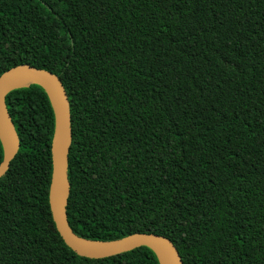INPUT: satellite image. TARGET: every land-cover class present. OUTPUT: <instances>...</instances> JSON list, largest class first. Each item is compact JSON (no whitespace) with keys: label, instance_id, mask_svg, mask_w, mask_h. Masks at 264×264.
<instances>
[{"label":"trees","instance_id":"16d2710c","mask_svg":"<svg viewBox=\"0 0 264 264\" xmlns=\"http://www.w3.org/2000/svg\"><path fill=\"white\" fill-rule=\"evenodd\" d=\"M22 63L69 101L75 235L153 233L182 264H264V0H0V74ZM5 105L19 149L0 178V264H159L147 247L89 259L65 245L50 100L31 83Z\"/></svg>","mask_w":264,"mask_h":264},{"label":"water","instance_id":"95a60500","mask_svg":"<svg viewBox=\"0 0 264 264\" xmlns=\"http://www.w3.org/2000/svg\"><path fill=\"white\" fill-rule=\"evenodd\" d=\"M32 79L21 85L22 78ZM39 85L48 96L54 111V132L50 146L51 177L48 190V205L56 231L65 245L77 256L101 259L139 247L152 250L162 264L164 254L169 264H182L174 244L164 236L153 233H133L108 242H94L78 237L67 222L66 206L70 193L68 181V153L71 146L70 107L60 79L50 70L22 63L6 69L0 74V141L3 159L0 162V178L8 171L10 162L19 149V139L5 105L6 94L18 87L29 84ZM165 262V261H164Z\"/></svg>","mask_w":264,"mask_h":264},{"label":"bare ground","instance_id":"6f19581e","mask_svg":"<svg viewBox=\"0 0 264 264\" xmlns=\"http://www.w3.org/2000/svg\"><path fill=\"white\" fill-rule=\"evenodd\" d=\"M30 80H32V79H29V78L25 77V78L20 79L18 81V83H21V85H24V84H26ZM159 254L161 256V260L163 261L162 264H169L167 257L164 254L160 253V252H159Z\"/></svg>","mask_w":264,"mask_h":264}]
</instances>
